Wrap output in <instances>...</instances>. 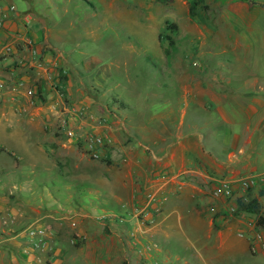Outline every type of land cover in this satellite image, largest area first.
<instances>
[{"label":"rangeland","instance_id":"rangeland-1","mask_svg":"<svg viewBox=\"0 0 264 264\" xmlns=\"http://www.w3.org/2000/svg\"><path fill=\"white\" fill-rule=\"evenodd\" d=\"M254 1L264 2L206 0L205 17L194 19L189 0H12L16 13L33 17L30 29L43 31L49 39L39 57L51 72L48 81L55 86L70 81L72 93L69 90L67 95L62 88L46 99L40 77L39 89L32 94L38 98L31 103L34 118L28 120L30 115L20 111L18 117L0 119V216L15 215L14 225L20 229L33 222L42 224L51 240L41 262L23 257L19 249L7 250L0 260L11 264L189 263L186 235L174 221L172 236L166 238L170 251L157 244L162 202L155 189L161 180L151 176L146 184V162L123 161V135L129 133L98 132L95 126L106 124V113L127 112L135 124L132 134L152 139L148 118H165L171 109L178 119L184 106L177 108L176 100L186 96L191 82L196 100L222 78L245 87L250 78L263 84L264 6ZM160 95L165 101L147 105L148 98ZM192 103L187 120L200 117ZM216 125L212 143L218 154H225L232 146L227 124ZM97 134L107 143L95 157L88 138ZM141 182L151 187L138 206L137 198L129 197ZM216 185L208 189L212 195ZM235 208L229 212L236 215ZM255 235H261L264 243L258 227ZM252 253L259 257L254 264H264V248ZM227 259V264H251L243 253Z\"/></svg>","mask_w":264,"mask_h":264},{"label":"crops","instance_id":"crops-1","mask_svg":"<svg viewBox=\"0 0 264 264\" xmlns=\"http://www.w3.org/2000/svg\"><path fill=\"white\" fill-rule=\"evenodd\" d=\"M11 7L14 9L11 10ZM32 22L33 17L29 14L16 13L12 0H0V119L18 117L20 111L27 117L30 115L28 120L34 118L31 103L38 98H32V94L39 89L37 81L40 77L45 82L44 93L45 90L48 92L46 99L59 94L62 88L67 95L69 90L72 93L70 81L57 86L48 81L51 72L47 71L39 57L44 53V44L49 39L43 31L31 30ZM54 77L59 81L57 75ZM250 79L244 83L247 84L245 87L232 82L230 78H222L218 85L211 84V88H206L203 96L197 97V100L191 96L194 83L187 84L186 96L176 100L177 108L184 106L178 110V119L172 117L175 113L171 109H168L165 118H148L152 139H142L137 134L134 135L138 142L133 139L134 123L127 112L113 116L106 113L103 116L106 124L95 126L96 131H107L113 135L128 132V135H123V161L128 164L132 161L140 164L146 162L144 173L147 180L144 181H148L151 176L161 180L160 186L155 189L162 202V209L157 213L156 227L159 232L156 241L160 248L170 251L171 243L167 239L172 236L171 225L174 221L186 235L188 264H227L230 254L235 256L239 253L247 255L249 262L254 264L258 257L250 248L257 229L255 215L229 212L237 208L238 198L256 197L264 216V182L259 180L264 170L258 172L264 167L261 152V144L264 146V143L260 144L264 135V83L259 85L257 78ZM224 80L226 84L222 83ZM258 85L260 88L256 89ZM157 87L162 88L160 84ZM145 90L147 93L148 88ZM152 98H148L147 105L154 100L165 101L161 95ZM191 101L195 102L192 105H196L194 113L199 114V119L196 116L193 120L186 119V110L190 109ZM216 122L227 124L226 133L232 141L230 150L225 154H218L212 143ZM119 126L123 131L119 130ZM248 154L255 157H247ZM108 155L110 158L111 152ZM222 178L230 180L234 189L233 197L228 200L216 198L208 191ZM247 179L257 182L247 187ZM128 183L135 182L129 180ZM146 184L141 182L133 186L135 194L129 199L137 198L138 206L151 187H144ZM127 203L134 210L133 202ZM258 229L264 234V225ZM16 230L20 228L13 225L12 231ZM48 239L51 243L49 235ZM0 242V255L3 257L8 254L9 248L4 247L5 241ZM9 242L19 247V242ZM261 255L264 257V253ZM0 264L11 262L6 263L2 258Z\"/></svg>","mask_w":264,"mask_h":264},{"label":"built area","instance_id":"built-area-1","mask_svg":"<svg viewBox=\"0 0 264 264\" xmlns=\"http://www.w3.org/2000/svg\"><path fill=\"white\" fill-rule=\"evenodd\" d=\"M13 9L14 8L11 7V10ZM69 134L73 135V131H69ZM88 141L94 149L93 154L95 157L100 155V147L107 143L106 138L100 134H97V136H90ZM259 180L264 182V174L260 176ZM256 182L257 180L255 179H247L245 185L249 187L256 184ZM233 195L234 189L232 182L225 178L219 179L217 181V185L213 188V196L216 198L223 197L230 199ZM16 222L17 218L15 215L8 214L0 216V241L19 242V252L23 257L41 262L45 254L44 252L51 249L47 228L42 224L33 222L25 228L12 231L13 225L16 224ZM5 230H7V232H5ZM250 248L252 252H256L257 250L264 248L261 235H255L254 238L252 237Z\"/></svg>","mask_w":264,"mask_h":264},{"label":"trees","instance_id":"trees-1","mask_svg":"<svg viewBox=\"0 0 264 264\" xmlns=\"http://www.w3.org/2000/svg\"><path fill=\"white\" fill-rule=\"evenodd\" d=\"M166 2H172L174 0H163ZM252 2V0H250ZM255 4H258L260 6H264V2H253ZM190 4V16L192 18L199 17L200 19H203L205 17V10L209 8V5L207 4L206 0H189ZM167 38H170V36H167ZM1 151V150H0ZM106 161L110 162L109 155H107ZM263 194V192H261ZM240 212H249L255 215L257 218L256 225L257 227H262L264 225V216L261 214V205L258 201V198H238L237 200V209L236 213ZM4 246H7L9 249L12 250H18V246L14 245L13 243H10L9 241H5Z\"/></svg>","mask_w":264,"mask_h":264}]
</instances>
